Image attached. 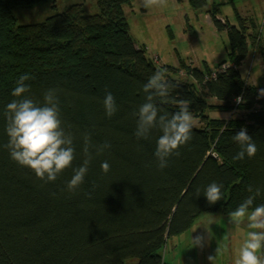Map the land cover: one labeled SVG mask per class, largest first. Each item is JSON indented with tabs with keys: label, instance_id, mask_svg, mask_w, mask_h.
<instances>
[{
	"label": "trees",
	"instance_id": "obj_1",
	"mask_svg": "<svg viewBox=\"0 0 264 264\" xmlns=\"http://www.w3.org/2000/svg\"><path fill=\"white\" fill-rule=\"evenodd\" d=\"M48 1L0 0V264H162L167 240L188 231L201 214L229 215L257 188L261 195L252 207L264 204V98L256 100V87L243 82L238 67L247 53L246 37L216 19V3L175 0L204 11L231 45L229 64L218 68L226 65L224 73L217 70L212 78L186 66L181 79L179 69L157 65L133 42L123 13L133 0H96L93 16L70 6L40 24H16L14 9ZM250 39L257 49V34ZM161 68L173 85L170 97L158 102L161 114L179 111L177 101L184 100L199 123L163 170L154 156L159 129L148 140L133 135L143 85ZM22 75L30 77L26 95L34 101L42 104L47 89L57 90L62 127L73 136L75 159L55 182L39 180L4 147L3 111ZM105 90L118 106L111 118L103 108ZM238 110L242 118L210 117ZM241 128L258 151L237 161L233 136ZM85 133L93 158L83 184L69 192L73 170L85 159ZM105 143L111 147L97 155ZM104 161L110 164L107 174L100 167ZM213 182L222 185V198L209 204L203 192Z\"/></svg>",
	"mask_w": 264,
	"mask_h": 264
},
{
	"label": "clouds",
	"instance_id": "obj_2",
	"mask_svg": "<svg viewBox=\"0 0 264 264\" xmlns=\"http://www.w3.org/2000/svg\"><path fill=\"white\" fill-rule=\"evenodd\" d=\"M164 3L165 0H142L143 7L149 9L161 7ZM166 72V68H161L148 78L142 88L144 103L133 112V116L137 118L133 135L138 141L148 140L153 129H159L161 132L154 152L160 170L168 166V159L171 156L180 155L179 148L191 141L193 132V116L187 101H177L179 111L161 114L162 110L158 107V102L167 100L173 88V85L166 80ZM29 79L28 75L18 78L11 92L14 99L4 108L5 132L8 137V143L4 147L8 149L10 158L14 162L32 170L39 180L46 183L55 182L65 169L71 167L75 159L73 136L62 127L57 90L47 89L41 104L26 95L30 88L25 82ZM261 94L264 95V92ZM239 102L238 97L237 103ZM102 103L106 117L111 118L118 111L115 97L107 90ZM83 139L85 159L81 166L73 170L74 174L67 183L69 192H74L83 184L93 158L90 152L92 147L90 135L85 133ZM233 141L239 147V151L233 157L234 160L241 161L246 156L253 158L256 155L258 151L256 143L247 134L246 128H241L233 136ZM110 147L111 145L107 143L98 146L97 155ZM100 167L104 174L110 171V164L107 161L102 162ZM221 188L222 185L213 182L204 189L203 194L209 204L221 200ZM248 191L252 193L253 189L249 187ZM259 195L261 190L257 188L254 195H250L235 211L229 213L231 223L239 227L246 221L250 229L234 264H264V259L258 255L264 248V204L252 207L255 197ZM193 241L197 246H204L202 236L196 237ZM215 259V256H209V264H215Z\"/></svg>",
	"mask_w": 264,
	"mask_h": 264
},
{
	"label": "rangeland",
	"instance_id": "obj_3",
	"mask_svg": "<svg viewBox=\"0 0 264 264\" xmlns=\"http://www.w3.org/2000/svg\"><path fill=\"white\" fill-rule=\"evenodd\" d=\"M70 6H81L89 16L97 14L96 0H50L16 8L13 16L17 25H37ZM252 7L259 47L256 49L251 45L250 37L247 39V53L238 71L246 85L264 89V0H256ZM123 13L133 42L144 49L146 57L159 66L179 69L181 79L186 78V66L215 73L222 63L229 64L231 45L227 33L217 30L204 11L196 12L186 2L165 0L163 6L149 9L143 7L142 0H133L123 7ZM229 20L239 26L232 17ZM231 115L242 118L243 112L210 113L211 118L222 120ZM192 125L199 123L192 120ZM248 231L246 221L237 227L221 210L201 214L188 231L167 240L162 264H186L189 261L209 264V256L216 257L215 263L234 264ZM199 236L204 238L203 247L194 244L193 240ZM258 255L262 258L261 251Z\"/></svg>",
	"mask_w": 264,
	"mask_h": 264
},
{
	"label": "crops",
	"instance_id": "obj_4",
	"mask_svg": "<svg viewBox=\"0 0 264 264\" xmlns=\"http://www.w3.org/2000/svg\"><path fill=\"white\" fill-rule=\"evenodd\" d=\"M207 1L209 4L216 3L218 5V14L216 15V19L221 21L222 24H227L231 27H235L236 29L237 28L240 29L244 33V36L246 37L245 39L246 42H248L247 39H249L251 34L257 33V24L252 19V16H251L253 12L252 5H255L256 0H250V1H247V0H207ZM230 17L238 21L239 26H235L234 24L230 23L229 22ZM239 21H241V23ZM250 31L252 33H250ZM215 253L217 254L218 252H215ZM175 264H181V263L176 262ZM186 264H202V263L201 262L192 263L189 261ZM215 264H227V262L218 263L216 261Z\"/></svg>",
	"mask_w": 264,
	"mask_h": 264
},
{
	"label": "built area",
	"instance_id": "obj_5",
	"mask_svg": "<svg viewBox=\"0 0 264 264\" xmlns=\"http://www.w3.org/2000/svg\"><path fill=\"white\" fill-rule=\"evenodd\" d=\"M155 63H157L156 61H154ZM226 68H227V66L225 65V66H222L219 70H218V73H224L225 72V70H226ZM215 76V74L213 73V75H212V78ZM262 92H264V89L263 88H255V90H254V93H255V99L256 100H259V99H261V98H264V95H262L261 93ZM233 103H234V108H237V106H238V104L240 103H237V99L236 100H234L233 101ZM232 113H234V111L232 112Z\"/></svg>",
	"mask_w": 264,
	"mask_h": 264
}]
</instances>
